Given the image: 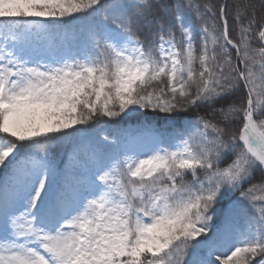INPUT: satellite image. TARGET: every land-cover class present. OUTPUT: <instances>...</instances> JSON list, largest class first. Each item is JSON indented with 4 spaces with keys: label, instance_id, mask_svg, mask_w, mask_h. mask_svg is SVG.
I'll list each match as a JSON object with an SVG mask.
<instances>
[{
    "label": "snow or ice",
    "instance_id": "snow-or-ice-1",
    "mask_svg": "<svg viewBox=\"0 0 264 264\" xmlns=\"http://www.w3.org/2000/svg\"><path fill=\"white\" fill-rule=\"evenodd\" d=\"M0 264H264V0H0Z\"/></svg>",
    "mask_w": 264,
    "mask_h": 264
},
{
    "label": "trees",
    "instance_id": "trees-1",
    "mask_svg": "<svg viewBox=\"0 0 264 264\" xmlns=\"http://www.w3.org/2000/svg\"><path fill=\"white\" fill-rule=\"evenodd\" d=\"M200 2L205 3V2H207V0H200ZM211 2L218 7L219 4L221 2H223V0H211ZM231 2H232V0H229V3H231ZM233 36H235V33H233ZM197 43L199 44V35H197ZM255 43L258 46V42H255ZM234 55H235V53L233 50V56ZM137 122H138V118H136V117L123 119V120H121L120 124L117 127H119V128H134L136 126ZM114 130H115V128L106 129V131L109 134L114 132ZM97 131H98V129H97ZM91 132H92V129L90 126H84V131L81 132L79 135L80 136H87V135H90ZM73 144H74V138L66 139V140H63V141L57 143L51 149L52 155L56 158V160L58 162L67 160L68 153L71 152V150L73 148ZM219 223H220V219L217 218L216 224L218 225Z\"/></svg>",
    "mask_w": 264,
    "mask_h": 264
}]
</instances>
